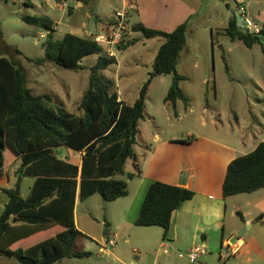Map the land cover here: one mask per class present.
Masks as SVG:
<instances>
[{"label":"rangeland","instance_id":"obj_1","mask_svg":"<svg viewBox=\"0 0 264 264\" xmlns=\"http://www.w3.org/2000/svg\"><path fill=\"white\" fill-rule=\"evenodd\" d=\"M57 2L0 0V56L14 58L20 63L28 77L26 86L34 94L49 95L69 112L82 114L80 104L90 85V68L96 64L98 56L85 58L82 61L84 68L79 71H69L48 62L37 65L27 61L26 57H45L43 43L48 34L23 22L22 17L47 16L56 28L55 40L63 38L67 32L96 37L104 34L111 15L122 7V2L91 0L84 3L81 10L76 9V3L71 1L65 10H60L56 7ZM137 5L140 10L129 15L131 26L124 45L142 37L141 33L132 29L136 22L172 32L184 21H189L187 44L177 66L178 73L185 77L180 88L189 103L182 100L176 105L165 103L173 84V75L155 77L146 97L145 120L140 123L137 151H141L140 146L152 143L151 135L154 133L168 139L193 130L196 136L211 134L223 139L233 131V127L237 131L243 127L251 136L246 142L247 146H240L239 153L245 155L251 152L254 144L264 138V133L261 136L258 133L257 138L252 135L264 127V37L249 48L242 41H233L225 34L230 18L239 12L236 0H137ZM245 6L250 19L264 23V0H245ZM44 33L46 36L40 37ZM163 42V38L141 39L128 50L117 52V62L103 71V75L114 82L112 91L117 92L128 105H133L140 97L142 86L153 71V62ZM16 48L22 50L24 55H19ZM73 160L78 161L79 158ZM9 161L10 157L7 156ZM15 166L9 168L14 170L10 173L11 186L16 188L20 180V193L27 198L35 178H19L18 166ZM245 195H238L235 200ZM132 199L133 196L107 203L97 195L80 202L77 220L88 235L78 237L77 249L89 252L90 257L63 259L55 264H134L132 258H136L135 255L142 257V264H191L187 258L190 252L183 246H175L172 240L164 241L160 226L138 227L133 224L132 229L127 227L122 232L130 230L133 242L126 244L120 238L115 240L114 234L118 233L117 228L124 214L129 218L132 215L124 201ZM137 203L138 200H135L134 205ZM227 222L240 224L230 212ZM106 229L110 231L108 236H105ZM255 232L244 234L241 239L249 240ZM255 236L257 240H263L261 234ZM108 239L115 240L117 246L102 252L101 247ZM221 245V239H213L206 248V255H201L194 264H234L238 258L231 249L226 246L222 248Z\"/></svg>","mask_w":264,"mask_h":264},{"label":"trees","instance_id":"obj_2","mask_svg":"<svg viewBox=\"0 0 264 264\" xmlns=\"http://www.w3.org/2000/svg\"><path fill=\"white\" fill-rule=\"evenodd\" d=\"M236 17L230 18L225 34L251 48L264 37V30L260 34L246 33L237 26ZM22 19L48 33L43 43L45 57H26L27 61L37 65L53 63L69 71L83 69L82 61L89 56H98V61L90 68V85L79 108L82 114H75L49 95L34 94L26 86L28 77L20 63L0 56V180L9 175L10 166L16 162L20 163L19 178H35L27 198L16 195L14 187L5 189L10 200L0 217V258L13 259L18 264H55L63 259L90 257L89 252L77 249V239L83 235L75 219L78 196L82 202L94 195H100L107 203L116 202L129 195L128 181L141 177L137 136L140 123L145 120L149 86L155 77L173 75L165 103H189L180 88L185 77L177 71L187 44L189 21L172 32L149 28L142 22L132 26L142 37L122 44L120 51L128 50L141 39L163 38L164 42L140 97L128 105L112 91L114 82L103 75L117 59L106 56L93 37L67 32L55 40L56 30L47 16ZM15 51L24 55L19 48ZM65 147L84 152L81 166L67 160ZM129 166L135 170L128 171ZM263 188L264 142L230 162L223 194L227 198ZM194 197L195 192L186 187L153 181L135 224L160 226L163 240L171 241L168 233L173 213ZM221 246L224 247L223 241Z\"/></svg>","mask_w":264,"mask_h":264},{"label":"crops","instance_id":"obj_3","mask_svg":"<svg viewBox=\"0 0 264 264\" xmlns=\"http://www.w3.org/2000/svg\"><path fill=\"white\" fill-rule=\"evenodd\" d=\"M75 8L83 9L84 3H77ZM136 10L138 12L139 7ZM261 25H264V23ZM120 99L123 100L121 97ZM260 128L262 129L256 130L252 135L256 137L259 133V136H261L264 133V127ZM246 131L247 128L240 127V130L237 131L233 127V131L223 139L211 134L196 136L193 130L182 136H171L168 139H163L158 133L152 134V143L140 146V152L136 149L139 155L137 164L141 177L128 181L129 195L120 199L126 200L133 196L132 200L124 201L125 206L129 208L128 211L132 212V215L129 218L127 214H124L117 228L118 233L114 234L115 239L120 238L126 244L134 241L130 230L125 233L122 232L127 227L132 229L139 216L150 184L158 180L168 185H180L195 192V197L192 200L184 202L173 213L175 237L170 239L172 244L179 247L183 246L191 253L198 246H206L207 248L213 239L217 238L221 239V244L223 241V245L231 251L232 249L237 250L236 253L232 251L233 255L238 258L234 264H264V188L246 194L243 198H237V200L235 198L238 195L226 198L223 194V183L225 182L228 166L232 160L244 155L239 153V148L242 144L247 146L246 142L250 140L251 134H247ZM262 142H264V138L259 143L254 144L252 151ZM148 146H150V150H147ZM63 153L69 162L81 166L84 152H76L65 147ZM247 154L245 153V155ZM73 158H79V160L74 161ZM12 165L19 167L20 163L16 162ZM134 170L132 166L128 167V171ZM13 171V169H9V175L0 180V184H3L0 187V193H2L0 194V216L3 207L10 200L5 189L13 188L10 174ZM96 196L94 195L86 201ZM135 200H138V203L134 205ZM230 201H232L231 205ZM80 202L82 201L78 196L75 208L76 224L83 235H88L85 233L86 230L80 228L77 220V208ZM229 212L240 221V224L227 222ZM244 229H247L245 235L256 230L255 233L261 234L263 240H257L255 234L249 240L240 239L232 244L231 241ZM107 230L109 235L110 231ZM226 235L228 236L226 237ZM252 241H254L253 244H251ZM230 243L233 248L229 247ZM135 256L136 258H132L134 264H142V257ZM124 257L126 256L124 255ZM189 262L194 264L197 260H190ZM0 263L17 264L13 259L4 257L0 258Z\"/></svg>","mask_w":264,"mask_h":264},{"label":"built area","instance_id":"obj_4","mask_svg":"<svg viewBox=\"0 0 264 264\" xmlns=\"http://www.w3.org/2000/svg\"><path fill=\"white\" fill-rule=\"evenodd\" d=\"M80 3L81 0H58L56 7L60 10H65L68 7L69 2ZM122 7L116 9L115 12L111 15L110 21L108 23V31L106 34L97 35L93 37L95 42L102 47L103 52L106 56L115 57L118 60V53L120 51V46L124 44L128 38V31L130 28L129 15L134 12L137 8V0H121ZM239 12L237 16L241 18L244 22L243 30H247V33L251 34H260L264 30V25L256 22L253 19H250L248 16L247 7L245 6V0H236ZM56 30V28L54 27ZM48 34V33H47ZM46 34H42L40 37L44 38ZM120 97V96H119ZM121 100V99H120ZM116 240V239H115ZM113 239H108L106 243L101 247L102 252H106L111 247H116L117 242ZM229 247L233 248V245L230 243ZM233 253H236L237 250L232 249ZM206 246H198L187 255L188 259L191 261H196L203 254H206ZM180 257H183L182 254H179Z\"/></svg>","mask_w":264,"mask_h":264},{"label":"water","instance_id":"obj_5","mask_svg":"<svg viewBox=\"0 0 264 264\" xmlns=\"http://www.w3.org/2000/svg\"><path fill=\"white\" fill-rule=\"evenodd\" d=\"M236 18H237V26L242 29L243 26H244V22H242L240 17L237 16ZM245 32L247 33L246 29H245ZM15 193H16V195H19V196L21 195V193H20V180L17 183V187H16ZM174 230H175V225L173 224L171 229L169 230L168 239H173L175 237ZM246 231H247V229H244L243 231L239 232L237 234V236L231 241V243L235 244L238 240H240L244 236ZM107 235H108V230L106 229L105 230V236H107Z\"/></svg>","mask_w":264,"mask_h":264}]
</instances>
